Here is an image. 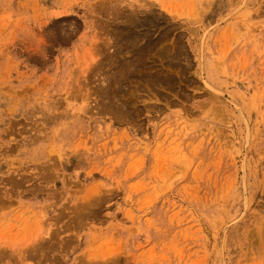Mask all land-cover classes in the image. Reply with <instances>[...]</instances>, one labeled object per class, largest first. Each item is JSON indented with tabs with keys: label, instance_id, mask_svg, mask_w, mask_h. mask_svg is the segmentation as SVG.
Masks as SVG:
<instances>
[{
	"label": "rangeland",
	"instance_id": "obj_1",
	"mask_svg": "<svg viewBox=\"0 0 264 264\" xmlns=\"http://www.w3.org/2000/svg\"><path fill=\"white\" fill-rule=\"evenodd\" d=\"M0 264H264V0H0Z\"/></svg>",
	"mask_w": 264,
	"mask_h": 264
},
{
	"label": "bare ground",
	"instance_id": "obj_2",
	"mask_svg": "<svg viewBox=\"0 0 264 264\" xmlns=\"http://www.w3.org/2000/svg\"><path fill=\"white\" fill-rule=\"evenodd\" d=\"M33 241V240H32ZM36 243V242H35Z\"/></svg>",
	"mask_w": 264,
	"mask_h": 264
}]
</instances>
